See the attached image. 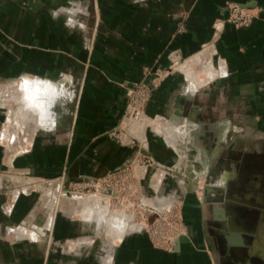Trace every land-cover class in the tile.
Here are the masks:
<instances>
[{
	"label": "crops",
	"instance_id": "obj_1",
	"mask_svg": "<svg viewBox=\"0 0 264 264\" xmlns=\"http://www.w3.org/2000/svg\"><path fill=\"white\" fill-rule=\"evenodd\" d=\"M227 1L259 13L245 28L223 24ZM181 15L185 30L177 34ZM0 28L5 32L0 33V77L10 79L11 88L27 71L47 74L67 89L58 116L33 114L32 144L14 163L16 170L38 177L66 168L71 177L96 178L120 167L134 149L116 144L108 133L122 122L125 88L143 78L145 67L167 69L174 51L183 66L199 54L207 56L202 71H168L151 92L146 113L175 134L165 135L164 147L150 134L147 154L171 168L201 173L207 180L200 178L198 187H218L219 201H206L187 179L181 192L188 235L180 239L178 251H156L140 233H126L112 243L107 232L110 241L101 247L115 252L113 264H250L252 257L264 264L251 247H226L223 214H215V209L228 211L223 218L231 220V230L247 238L258 233L254 211L259 220L264 211L253 191H245L240 169L248 157L264 159V0H0ZM9 43L12 54L1 45ZM208 74L213 77L201 80ZM181 97L182 114L172 120ZM180 159L186 163H176ZM4 202L0 192V264H95L91 257L63 258L59 240L81 233L71 221L67 226L56 221L48 246L39 240L6 241L4 224L30 219L41 224L44 213L35 197L21 196L9 216L1 211ZM208 229L225 247L211 245ZM145 254L148 259L141 261Z\"/></svg>",
	"mask_w": 264,
	"mask_h": 264
},
{
	"label": "rangeland",
	"instance_id": "obj_2",
	"mask_svg": "<svg viewBox=\"0 0 264 264\" xmlns=\"http://www.w3.org/2000/svg\"><path fill=\"white\" fill-rule=\"evenodd\" d=\"M0 33L2 36L5 35L1 28ZM1 45L4 50L10 51L11 54L15 52L10 47L12 46L11 43L8 44V48L4 44ZM206 58L207 56L199 54L185 66H183L184 63L176 66L177 70L181 73L187 69L202 71L206 68L209 60ZM169 62L167 69H159L153 65L144 68V76L139 82H146L151 85V91L145 97L144 103L142 101L143 96H138V103H140L136 107L138 112L135 113L130 109L132 115L127 113V105L130 99L126 96L127 103L122 122L116 129L108 133V138L116 144L131 146L134 149L133 154L120 167L96 178L82 177L81 175L71 177L66 168L61 169L57 175L52 177H38L31 173L16 170L14 166L16 158L21 151L32 144L33 129L31 123L33 122V114L30 116L31 113L18 111L20 106L14 100L17 95L15 86L13 85L11 88L10 79L0 77V115L2 117L0 147L3 150L0 160V192L4 193L5 196L1 211L9 216L18 199L25 196L35 197L38 208L44 213V220L41 224H37L33 219L25 220L22 223L4 224L2 235L6 241L21 240L36 243L39 240L45 246H48L53 241L52 233L56 221L58 219L61 222L66 221L65 226L71 221L74 224L77 223L81 233L79 235H65L59 240L58 247L63 253V258L71 261L73 257H76L78 262H81L86 257H91L95 264H113L115 252L112 249L107 251L108 247H101L103 241L107 239L110 241L107 232H100L95 229L91 220L90 205L85 208L86 212L83 211L82 207L83 201L86 199L93 198L91 202L93 203L100 196H104L107 197L105 203L111 212H124L131 217L130 226L126 233H140L156 251L174 252L172 246L176 245V241H180L181 238L188 235L183 215L184 204L181 187L184 186L187 179L190 180L188 177L189 172L166 166L152 155L147 154L149 152L150 134H154L158 141L157 144L164 147L166 134L163 132L165 131L160 132L154 129L155 126L160 127V122L154 119L150 120L146 113V107L151 99V92L160 85L162 79L174 66L172 61L169 60ZM151 69L157 73L155 82H152L151 78L149 79L148 72ZM203 77L201 80L206 81L213 75L208 74ZM193 78H196V76H193ZM128 87H131V85ZM128 87L125 88V95ZM75 94L76 91H73L72 99H75ZM28 114L29 116H27ZM17 116L19 120H16L18 119ZM176 163L183 164L186 162L180 159L179 161L176 160ZM242 164L243 166L240 169L245 182V184H242L247 187L245 191L249 193L248 190H252L256 198L264 203V169H262L264 168V159L261 161L259 157H248ZM194 172L197 174L198 181L200 178L207 180L205 177L203 179L201 173H197L196 170ZM197 183L192 184L195 185V189L199 188V192L201 191L206 201H219L220 189L218 187H211L206 183L204 186L212 191L215 190V193H210L209 191L205 192L204 186L199 185L200 187H198ZM73 194L80 200L70 198V195ZM208 195L213 197L208 198ZM80 201L81 203H79ZM215 214L220 215L218 211ZM257 215L258 213L254 211L252 221L253 224L260 221L258 233L247 237L246 243L248 244L247 247H251L252 252L257 253L258 251V255L264 258V211L260 220ZM208 234L210 238L212 237L211 245L213 247H225L222 240L214 235L212 229H208ZM117 237L118 239H116ZM122 238L123 236L115 234L114 240L111 242L117 243ZM87 258L86 260H88ZM126 258L129 257L126 255ZM140 259L146 261L148 255H142Z\"/></svg>",
	"mask_w": 264,
	"mask_h": 264
},
{
	"label": "clouds",
	"instance_id": "obj_3",
	"mask_svg": "<svg viewBox=\"0 0 264 264\" xmlns=\"http://www.w3.org/2000/svg\"><path fill=\"white\" fill-rule=\"evenodd\" d=\"M13 83L17 93L14 100L18 102L21 112L34 115L44 113L55 118L58 116L57 108L63 111L67 89L58 79L26 71L19 74ZM106 200L107 197L100 196L90 204L92 223L97 231L122 237L130 226L131 217L124 212H111Z\"/></svg>",
	"mask_w": 264,
	"mask_h": 264
},
{
	"label": "built area",
	"instance_id": "obj_4",
	"mask_svg": "<svg viewBox=\"0 0 264 264\" xmlns=\"http://www.w3.org/2000/svg\"><path fill=\"white\" fill-rule=\"evenodd\" d=\"M226 5V10H227V14L225 19L222 21L223 24H229L235 28H245L251 25L252 21L254 18L257 17L259 10L254 9V8H244L239 6L238 4L234 3V2H230L227 1L225 3ZM185 15H181V17L179 18V21L176 24V30L175 32L177 34L182 33L185 30ZM170 61H172V64L176 67L179 66V64H181L182 62V57L179 53V51H174L171 55H170ZM172 67L170 69V71L177 69V67ZM149 75V79H152V82H155L156 80V76L157 73L153 72V70L151 69L148 72ZM153 76V78H152ZM151 91V85H149L148 83H144V82H137L133 85H131V87H128L126 89V96L130 99L129 104L127 105L128 107V112L132 115V113L130 112V109L138 112L137 108L139 106L140 103H138V96L142 95L143 96V103L145 100V97L148 96V92ZM138 104V105H137ZM19 239V238H17ZM175 246V245H174ZM172 246V248L174 247Z\"/></svg>",
	"mask_w": 264,
	"mask_h": 264
},
{
	"label": "water",
	"instance_id": "obj_5",
	"mask_svg": "<svg viewBox=\"0 0 264 264\" xmlns=\"http://www.w3.org/2000/svg\"><path fill=\"white\" fill-rule=\"evenodd\" d=\"M244 8H247V6H241ZM182 97L176 100V105L174 106V112L172 114V120H177L178 116H180L182 114V109H181V104H182ZM73 106H74V99L70 100L68 105H67V116L70 119L71 114H72V110H73ZM188 173V177L190 178V181L193 184H196L198 179L197 176L192 172V170L187 169ZM190 188V187H189ZM188 190V189H187ZM190 190V189H189ZM204 190L205 192H210V193H215V190L210 191L211 189H209L208 187L204 186ZM216 210V209H215ZM219 210L218 212L222 215H224L225 213L227 214L228 211L224 210V209H217ZM223 215L221 216V222L223 224V229L225 231L228 232L227 235H225V241H226V247H230L232 249L237 248V247H247L248 244L246 243V241H244V239L246 240V237L241 236L238 233L233 232L231 229H233L231 226V220L229 219H224ZM179 249V241H176V245L175 247H173V251L176 252ZM250 264H252V262H249Z\"/></svg>",
	"mask_w": 264,
	"mask_h": 264
},
{
	"label": "bare ground",
	"instance_id": "obj_6",
	"mask_svg": "<svg viewBox=\"0 0 264 264\" xmlns=\"http://www.w3.org/2000/svg\"><path fill=\"white\" fill-rule=\"evenodd\" d=\"M189 63V62H188ZM208 78V77H207ZM19 108V107H18ZM20 110V108L18 109V111ZM15 112V111H14ZM15 114H16V112H15ZM18 115H19V112L17 113ZM12 115H13V113H12ZM22 115H24V114H22ZM32 114H30V116H31ZM27 116H29V114L27 115ZM10 117H12V116H10ZM15 117H16V115H15ZM24 117V116H23ZM17 118H18V116H17ZM26 118V117H25ZM24 118V119H25ZM30 118V117H29ZM13 119V118H12ZM14 119H16V118H14ZM31 119V118H30ZM135 119V118H134ZM16 120H19V118L18 119H16ZM23 120V119H22ZM8 121V120H7ZM21 121V120H20ZM139 122V121H138ZM21 123V122H20ZM23 123H24V121H23ZM7 124V123H6ZM11 124H12V122H11ZM18 125V124H17ZM161 126V125H160ZM7 127H8V125H7ZM19 127V126H18ZM154 129L156 130V131H160V132H163L164 130H162L163 128L162 127H157V126H155L154 127ZM181 132V131H180ZM179 132V133H180ZM163 133H165V134H175V132L173 131L172 132V130H170V129H166L165 130V132H163ZM140 135H141V133H140ZM166 135V136H167ZM168 135V136H169ZM167 136V137H168ZM142 138V137H141ZM168 139H169V137H168ZM172 143V142H171ZM23 188V187H22ZM42 193V192H41ZM98 196V195H97ZM70 198H73V200H74V198L76 199H78V200H80L76 195H70ZM70 200H72V199H70ZM82 201H83V199H81ZM93 201V198L92 199H86L85 201H83V204H82V207H83V211L85 210V212H86V209L85 208H87V205H90V204H88V203H91ZM79 203H81V201L79 202ZM218 211V210H217ZM85 212H82V213H85ZM89 212V211H88ZM215 212H216V210H215ZM221 215V214H220ZM21 233V232H20ZM25 234V233H24ZM19 235V234H18ZM114 235L115 234H113V233H110V235H109V237L112 239V240H114ZM116 239H118V237L116 238Z\"/></svg>",
	"mask_w": 264,
	"mask_h": 264
},
{
	"label": "flooded vegetation",
	"instance_id": "obj_7",
	"mask_svg": "<svg viewBox=\"0 0 264 264\" xmlns=\"http://www.w3.org/2000/svg\"><path fill=\"white\" fill-rule=\"evenodd\" d=\"M249 261L252 262V264H262L257 257H252Z\"/></svg>",
	"mask_w": 264,
	"mask_h": 264
}]
</instances>
